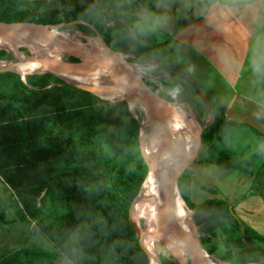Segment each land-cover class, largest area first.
<instances>
[{
	"label": "trees",
	"instance_id": "trees-1",
	"mask_svg": "<svg viewBox=\"0 0 264 264\" xmlns=\"http://www.w3.org/2000/svg\"><path fill=\"white\" fill-rule=\"evenodd\" d=\"M212 1L228 6L245 3ZM43 15L45 19H37L33 14L21 12L17 0H0V22L81 21L94 29L111 51L132 54L137 63L156 61L159 65L156 71L186 80L168 40L130 42L128 30L119 22L129 18L126 15L89 7L50 10ZM132 21L140 23L135 18ZM9 59L11 56L0 50V61ZM147 86L167 102L178 99L161 96L159 89ZM83 97L84 94L52 75L27 76L22 81L16 73L0 74V177L30 219L36 220V211L42 210L44 200L40 198L35 208L36 196L47 189L55 192L56 198L51 200L56 203L53 207H58L54 219L45 223L38 220L37 227L71 264H149L128 221L129 206L147 173L141 153L148 165L138 148L137 125L127 112L129 127L125 142L119 144L111 126L118 124L122 111H128L127 104ZM224 125L222 118L212 117L201 130L200 145H210ZM248 128L264 141V134ZM185 174L186 171L180 195L186 210L192 212L188 202L189 179ZM263 190L264 160L256 168L248 190L234 202L213 198L198 204L200 208L215 209L228 216L234 225L233 229L223 225L208 236L199 237L201 249L207 255L231 264L264 262V235L232 217L234 207L245 199L258 195L264 203ZM176 207L183 220L180 205ZM20 254L21 250H16L1 255L0 264H20ZM159 259L162 264H172L164 254Z\"/></svg>",
	"mask_w": 264,
	"mask_h": 264
},
{
	"label": "rangeland",
	"instance_id": "rangeland-1",
	"mask_svg": "<svg viewBox=\"0 0 264 264\" xmlns=\"http://www.w3.org/2000/svg\"><path fill=\"white\" fill-rule=\"evenodd\" d=\"M17 1L20 2L21 12H24L26 14H33L34 17L37 19H45V16L43 14L50 10L68 11L78 7H89L93 9H100L102 11L106 10L104 12L108 11L107 13L109 14L126 15L129 18L119 20V22L128 30L130 42L132 44L135 43L134 41L142 43H161L165 36L171 37L173 33H178L185 30V28L190 25L191 22L194 21V19H196L197 17H199L200 14L206 11V6H202L199 2L200 0ZM187 2H190V4H187ZM152 9H154V11ZM132 18L138 19L140 23L132 21ZM209 26L210 24L204 23V25L200 27V30H208ZM144 29H146V32L144 31ZM57 32L58 34L65 33L66 35H70L75 42H78L80 44H87L92 41L98 42L96 40L97 38L93 37H100L94 29L81 22L62 24L61 28L57 29ZM88 40L91 41L87 42ZM213 47L216 56L219 53V49L216 46ZM0 50L4 51L2 49ZM18 52L22 56L27 55V52L22 48H20ZM116 54H120L128 64H131L133 66V72L145 83L146 86L152 85L155 90L159 89V93L161 94V96L163 95L168 98L172 96H177L178 99L170 103L178 104L181 108L184 107L183 109L187 112V114L190 113L189 115H192L195 123L199 127V130H202L204 126H206L210 122V120H208L206 116L209 110L207 109V107H209V105L211 104H207L206 102L202 101L201 97L197 94L198 91L195 85H193V83L201 85L202 79H200V76L202 74H206V72H212L209 68L206 67L207 65H205L201 59H196L200 61L195 68L198 70L197 72H195V70L193 69L182 70L186 75V77L184 78L190 81L186 82V80H182L180 76L178 77V79L174 76L156 71V67L159 66L156 61L137 63L135 57L132 54ZM4 61L7 60H3L0 62ZM191 62L193 65L196 64L195 61ZM29 75L43 76L47 75V73H43V71H37L36 73H32ZM84 95L85 97L83 98H87V94ZM103 95L114 97L112 99L101 98L103 100L126 101L127 108L132 114V116H134V119L137 122V128L139 130L142 112L136 100L131 102L128 101L126 97L122 96V93L118 90L106 91V93H104ZM109 103L119 104L122 102ZM89 104L91 105V102ZM129 111H122L118 124L111 126V128L114 129L117 134L116 139L119 144L125 142V134L127 133L129 127V117L127 114V112L129 113ZM159 132V134L161 135L162 125L160 123ZM162 138H164L163 134L161 135V139ZM204 149L205 147L199 144L197 154L185 170V175L189 179L188 184L190 194L188 202L192 210L190 214L192 221L195 224L198 239L199 237L208 236L210 232L215 229H219L223 225L228 226L230 229L234 228V225L228 216L221 215L215 209L205 210L203 208L198 207V204H200L203 200L213 198H226L229 202H234V200H236L240 195L244 194L246 190H248V188L250 187V183L248 184L247 182H242V180L235 177L247 170L246 163H242L240 167H238L241 171L236 174H234V170H232L233 166H230L229 168L228 166L227 168H221L219 171L212 169L207 174H204L201 169V164L204 157ZM172 204H174L175 206L180 205L184 218V211L178 198L176 197V194H174L173 196ZM3 209H6L5 216H10L9 219H6L7 222H10L14 219L16 220L5 224H2V222L0 221V256L6 255L16 250H21L19 258L20 264H71L68 259H66L53 246L47 236L43 232H41L35 224L32 225L28 223L29 221L26 215L21 216L20 214V219H18L17 214L15 213L16 204H14V200L9 196V194L6 193V190L3 189V187L0 185V212ZM10 210L14 211V215L11 216L8 214L10 213ZM247 210L251 211V213L253 214V216L256 217L257 220L264 222V203L258 195L252 196L238 203L233 209V214L235 216L237 215V219L244 223V221L238 217L237 211H243L244 213H246ZM171 213L174 217V220L178 221V216L175 210L173 209L172 205ZM179 215L181 219L182 217L180 211ZM22 219H24L25 221H23ZM52 219H54L53 214L49 216V220ZM138 224L139 226H142V229L144 230V220L139 219ZM257 233L264 235V225L257 226ZM153 247L158 258L159 255L164 254L158 242H155ZM183 255L182 258L189 260V257L187 255ZM210 259L221 264H231L221 262L214 257H211Z\"/></svg>",
	"mask_w": 264,
	"mask_h": 264
},
{
	"label": "crops",
	"instance_id": "crops-1",
	"mask_svg": "<svg viewBox=\"0 0 264 264\" xmlns=\"http://www.w3.org/2000/svg\"><path fill=\"white\" fill-rule=\"evenodd\" d=\"M199 2L206 6V11L185 30L173 33L171 37L165 36L161 42L169 41L170 47L177 54L181 71L193 69L197 72L195 68L200 62L199 59L212 71L200 76L201 85L193 84L202 101L211 104L210 108L207 107V119L219 117L225 125L204 149L202 172L207 174L212 169L219 171L221 168L233 166L232 170L236 174L241 171L238 167L246 163L247 170L235 177L249 184L256 168L264 160V141L257 139L248 128L264 134V0H221L224 3L245 2L238 6H228L212 0ZM204 23L210 24L208 30H200ZM213 46L219 49L216 56ZM191 61L196 64L193 65ZM232 123L248 127H235ZM0 185L14 200L18 219L20 214L26 215L28 223L36 226L38 220H43L44 223L53 220H49V216H54L58 207H53L56 203L51 200L56 195L51 189L41 191L36 196L35 208L38 207L40 198L44 201L40 205L42 210L36 211L37 219L34 220L28 217L1 177ZM5 212L6 209L0 212L2 224L16 220L7 222L6 219L10 216H5ZM8 214L14 215V211L10 210ZM237 214L256 232L258 225H264L251 211H237Z\"/></svg>",
	"mask_w": 264,
	"mask_h": 264
},
{
	"label": "bare ground",
	"instance_id": "bare-ground-1",
	"mask_svg": "<svg viewBox=\"0 0 264 264\" xmlns=\"http://www.w3.org/2000/svg\"><path fill=\"white\" fill-rule=\"evenodd\" d=\"M59 28H61V26H57L56 30ZM44 31L0 36V49L11 53L16 59L9 65V68L13 73L18 74L24 79L26 76H30L29 74L36 73L37 71L51 73L65 78L67 82L77 87L94 91L99 98L112 99L114 98L113 96L103 94L106 93V91L118 90L128 101L131 102L136 100L140 106L142 118L138 130L139 146L147 158L151 173L148 175L145 183L142 184L138 197L134 202L132 219L137 223L139 219L144 220V230L139 226L143 232L142 245L149 253L156 256L153 246L155 242L160 241L159 195L161 188L160 181L155 175V170L163 158V151L166 147L167 141L166 131L170 130L174 137L172 154L169 160V170L171 172L170 181L173 183L177 173L186 163L189 162L194 154L199 127L195 123L192 115H189L190 113L187 114L183 109L184 107L181 108L178 104H172L163 100L165 101L164 106L167 111V119L161 123L162 134L164 137L161 139L162 134H159V123L153 118L147 108L136 97L125 93L113 82L116 79L117 83L120 85L130 86L131 83L127 75L118 67V64L119 62L123 63V65L131 71H133V66L128 64L120 54H107V51L103 48L98 39L96 40L99 43L96 41L89 42L91 40H88L87 42L89 43L86 42L87 44H80L75 42L70 35H66L65 33L58 34L57 32V34H55V36L63 42L66 52L83 54H86L87 52H94V54L99 53V56L87 57L86 60L92 63L105 62L114 65L115 68L105 69L103 67L92 65L86 67L83 71L73 70L60 73L39 63L22 62V55L18 52L20 48L26 50V52L28 51L34 56H44L52 59L57 58L56 53L47 43L49 33ZM1 65L2 64L0 63V66ZM178 200L183 208L184 218L183 220L180 219L177 207L174 204H171L178 216V221L174 220L169 230V240L175 254L180 257H182L183 254L187 255L192 264H221L211 260L204 252L198 253V244L196 242V234L192 225L190 211L187 209L190 214V227L188 228L186 226L188 220L187 207H185L180 198H178Z\"/></svg>",
	"mask_w": 264,
	"mask_h": 264
},
{
	"label": "water",
	"instance_id": "water-1",
	"mask_svg": "<svg viewBox=\"0 0 264 264\" xmlns=\"http://www.w3.org/2000/svg\"><path fill=\"white\" fill-rule=\"evenodd\" d=\"M81 22V21H77ZM73 22V23H77ZM83 23V22H81ZM62 24H50V23H45V22H36V21H25V22H0V36H6L10 34H19V33H29V32H36V31H47L48 38H47V43L49 46L53 49V51L56 53L57 58L52 59L44 56H34L31 55L27 51L26 56H22L21 60L22 62L26 63H39L42 64L43 66H46L52 70H55L56 72L60 73H65L68 71H83L86 69L88 66H99L103 67L105 69H113L114 65L108 64L105 62H96L92 63L86 60L87 57H92V56H99L100 54H94V52H87L86 54L84 53H68L66 52L65 46L63 45V42L60 41L55 34H57L56 27L61 26ZM44 29V30H43ZM44 31V32H45ZM93 38H97L103 48L107 51V54L113 55L114 53L111 51L107 45L100 39L98 36H94ZM90 39V38H89ZM26 51V50H25ZM8 53V52H7ZM96 53V52H95ZM11 56V59L0 62L2 65L0 66V74L2 73H13L11 69L9 68V65L14 62L16 59L11 53H8ZM83 54V55H82ZM120 64V65H119ZM118 67L127 75L131 85L130 86H123L117 83L116 79L113 81L115 85H117L121 90H123L125 93L130 94L134 97H136L149 111V113L153 116V118L159 122L160 124L167 119V111L165 109L163 99L158 97L155 93H153L146 85L145 83L131 70H129L123 63L119 62ZM115 68V67H114ZM43 73H46L43 71ZM50 74L59 80H61L64 84H66L68 87H70L72 90L81 93V94H87L90 96H95L98 99L99 98L94 91L92 90H87L84 88L77 87L73 84H70L67 82V80L61 76H56L51 73ZM21 80L24 81V78L21 77ZM103 100V99H101ZM106 102H123L126 103L124 100L120 101H111V100H103ZM129 111V110H128ZM130 113V111H129ZM131 114V113H130ZM132 116V114H131ZM135 124L137 125V122L134 119V116H132ZM167 141H166V147L163 151V158L161 162L158 164V167L155 170V175L160 181V214H159V232H160V241L158 242L162 251L164 252V255L169 259V261L172 264H192L189 260H186L180 256H177L171 246L170 240H169V230L173 224L174 217L171 213V204L173 201V196L176 194L177 198L181 199L180 195V188H181V179L183 176L184 171L186 170L187 166L193 161L195 155L197 154L198 147L200 144V133L201 130H199L198 135H197V143L195 147L194 154L192 158L189 160L188 163H186L183 168L177 173V175L174 178L173 183L170 181L171 177V172L169 168V160L171 158L172 154V147H173V134L170 132V130H167ZM138 148H139V135H138ZM140 150V148H139ZM141 153V150H140ZM142 158L147 166V173L145 175V178L142 182V184L145 183V181L148 178V175L151 173L150 168L147 165L143 154L141 153ZM154 173V172H153ZM141 184V186H142ZM140 186V189H141ZM140 189L131 202L128 210V221L134 231L135 237L137 239V242L139 244L140 249L146 254L147 259L149 261V264L155 263V264H162L160 259L158 258L157 254L156 256L152 255L149 253L142 245L143 242V232L139 227V224L135 222L132 219V210H133V205L135 200L138 197V194L140 192ZM172 191V192H171ZM182 200V199H181ZM185 205V204H184ZM232 217L237 219V217L232 214ZM192 225L196 234V242L198 244V253L199 252H204L201 249L199 239L197 236L195 224L192 221ZM202 250V251H201ZM205 253V252H204ZM206 254V253H205ZM207 255V254H206ZM209 258H211L209 255H207ZM196 264V263H193ZM201 264V263H199ZM238 264H264L262 261L258 260H251V261H246Z\"/></svg>",
	"mask_w": 264,
	"mask_h": 264
}]
</instances>
